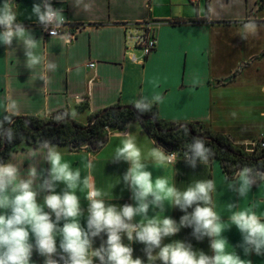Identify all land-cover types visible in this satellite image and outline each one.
<instances>
[{
  "label": "crops",
  "instance_id": "crops-1",
  "mask_svg": "<svg viewBox=\"0 0 264 264\" xmlns=\"http://www.w3.org/2000/svg\"><path fill=\"white\" fill-rule=\"evenodd\" d=\"M3 2L0 0V5ZM36 2L39 0H18L17 19L40 40L38 52L46 61L55 62L57 68L46 71L42 64L31 73L24 66L22 47H17L15 41V49L0 45V120L5 115L47 120L66 112L87 124L92 115L107 107L133 105L142 95L158 93L163 96V102L156 104L158 116L166 122L201 123L216 135L231 137L234 133L237 138L264 139V16L258 9L259 0H81L79 5L76 0H52L71 24L65 32H72L75 24L84 25L72 41L66 36L44 34L31 14ZM144 22L155 23L158 43L142 62L141 51L128 46L126 34ZM249 22H255L256 34L242 38L244 25ZM106 131L108 140L97 151L88 146L53 145L73 169L80 170L82 178H89L90 186L109 193L106 203H134L131 193L120 183L128 164L111 162L121 142L120 133L130 132L144 154L159 144L139 121ZM34 149L22 144L8 161L23 170L32 163L29 154ZM89 157L94 158L92 168L86 166ZM152 170L154 176H168L181 190L196 180L213 179L217 186L213 193L215 210L225 219L230 215L227 204L237 198L227 190V174L218 160L207 165L198 163L193 169L183 156H178L174 166ZM90 190L77 191L85 209L82 223ZM239 205H255L257 214L264 217V182L254 186ZM183 214L173 208L165 212L177 221ZM191 232L183 228L164 243L182 240L211 255L209 240L197 241ZM224 235L233 246L241 240L235 227ZM123 241L134 249V258L146 260L144 245L130 242L126 236ZM100 243L97 238L94 247ZM235 250L252 264H264V257H244L242 249ZM33 261L42 264L43 258L34 252Z\"/></svg>",
  "mask_w": 264,
  "mask_h": 264
},
{
  "label": "clouds",
  "instance_id": "clouds-1",
  "mask_svg": "<svg viewBox=\"0 0 264 264\" xmlns=\"http://www.w3.org/2000/svg\"><path fill=\"white\" fill-rule=\"evenodd\" d=\"M80 3L76 0L77 5ZM17 9L15 0H4L0 5V45L15 49V41L22 47L24 66L31 73L42 64L46 71H55V62L46 61L38 52L40 40L18 21ZM31 14L52 37L65 23L63 9L53 7L52 0L34 3ZM244 30L242 38L256 34L257 26L249 22ZM162 102L163 96L158 93L142 95L133 107L142 117ZM12 122L10 115L0 120V140L5 143L16 138ZM182 127L187 131L186 125ZM120 137L111 162L128 164L120 183L134 203H106L109 193L90 186L89 178H82L80 170L73 169L48 140L41 141L29 154L32 163L23 170L12 160L0 161V264H35L34 252L43 258L42 264H252L241 257L237 247L244 257H264V217L257 214L255 205H239L254 186L264 182V171L245 165L232 177L224 178L227 190L237 198L227 204L230 215L225 219L215 210L213 193L217 186L213 179L196 180L181 190L168 176H154L152 170L174 166L178 153L166 152L157 145L144 154L130 132H121ZM213 156L200 137H193L183 152L184 162L193 169L198 163L207 165ZM93 159L89 157L88 168L93 167ZM89 187L87 215L82 223L85 209L77 191ZM168 208L184 214L177 221L165 215ZM232 227L241 235L236 246L224 235ZM183 228H190L197 241L207 238L212 254L195 250L182 240L164 243ZM125 236L144 245L146 260L134 258V249L123 241ZM97 238L101 243L94 247Z\"/></svg>",
  "mask_w": 264,
  "mask_h": 264
},
{
  "label": "trees",
  "instance_id": "trees-1",
  "mask_svg": "<svg viewBox=\"0 0 264 264\" xmlns=\"http://www.w3.org/2000/svg\"><path fill=\"white\" fill-rule=\"evenodd\" d=\"M263 3L264 0H259V10ZM10 116L16 138L12 143L0 140V161L3 162H7L22 144L38 148L43 140L73 148L88 146L90 150L97 151L108 140L107 128L123 129L129 123L139 121L161 147L167 152L178 153V156H183L185 147L193 137L203 138L214 153L210 161L218 160L228 177L245 165L264 171V147H261L260 142L251 151L235 145L230 137L214 134L201 123L166 122L159 118L156 105L150 112L138 117L133 105L118 103L92 115L87 124L76 121L66 112H60L47 120L37 116ZM184 125L187 131L182 127Z\"/></svg>",
  "mask_w": 264,
  "mask_h": 264
},
{
  "label": "built area",
  "instance_id": "built-area-1",
  "mask_svg": "<svg viewBox=\"0 0 264 264\" xmlns=\"http://www.w3.org/2000/svg\"><path fill=\"white\" fill-rule=\"evenodd\" d=\"M18 0H15V3ZM53 7L55 5L53 4ZM56 8V7H55ZM71 24L68 19L65 17L64 25L57 30V34L53 37L58 36H66L69 41H72L76 38V36L82 31L84 25L75 24L73 25L72 32H65V29L69 27ZM41 29L43 30L44 34L48 37H52L49 31H45L42 26L40 25ZM155 23L152 22H144L139 25H135L132 30H128L126 34V41L129 47L134 50L141 51L140 60L143 62L155 49L158 43L157 36L155 33ZM137 60L136 57H134ZM93 66V65H90ZM261 147H264V141H260ZM256 145V143L252 144V148ZM250 149L253 151V149Z\"/></svg>",
  "mask_w": 264,
  "mask_h": 264
},
{
  "label": "rangeland",
  "instance_id": "rangeland-1",
  "mask_svg": "<svg viewBox=\"0 0 264 264\" xmlns=\"http://www.w3.org/2000/svg\"><path fill=\"white\" fill-rule=\"evenodd\" d=\"M260 12H261L262 16H264V3L262 5V7H260ZM230 135H231L230 139L233 141V143L237 146L242 147L243 149H251L253 143H257V142H260L262 140V139H260V140L247 139L245 137L237 138V137H234V133H230Z\"/></svg>",
  "mask_w": 264,
  "mask_h": 264
}]
</instances>
